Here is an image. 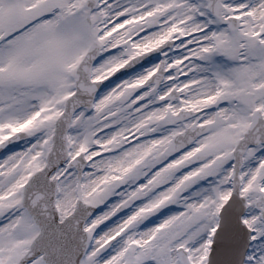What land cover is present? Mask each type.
Returning <instances> with one entry per match:
<instances>
[{"label":"snow or ice","instance_id":"obj_1","mask_svg":"<svg viewBox=\"0 0 264 264\" xmlns=\"http://www.w3.org/2000/svg\"><path fill=\"white\" fill-rule=\"evenodd\" d=\"M0 264H264V0H0Z\"/></svg>","mask_w":264,"mask_h":264}]
</instances>
